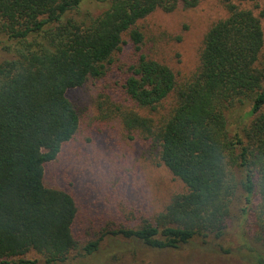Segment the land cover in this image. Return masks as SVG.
I'll list each match as a JSON object with an SVG mask.
<instances>
[{"label":"trees","instance_id":"1","mask_svg":"<svg viewBox=\"0 0 264 264\" xmlns=\"http://www.w3.org/2000/svg\"><path fill=\"white\" fill-rule=\"evenodd\" d=\"M85 1L0 0V48L10 56L0 62V264L80 261L106 236L158 251L206 244L224 237L237 196L251 234L242 247L264 264V13L239 7L258 0H220L227 16L206 32L198 67L181 84L142 51L136 24L202 0H95L100 12L80 17ZM125 38L133 61L119 87L132 108L104 118L118 116L144 139L185 192L141 225L80 245L75 201L44 186V167L79 129L67 91L104 78ZM171 94L173 105L160 113Z\"/></svg>","mask_w":264,"mask_h":264},{"label":"rangeland","instance_id":"2","mask_svg":"<svg viewBox=\"0 0 264 264\" xmlns=\"http://www.w3.org/2000/svg\"><path fill=\"white\" fill-rule=\"evenodd\" d=\"M239 7L259 16L264 13V0ZM100 10L95 0H86L78 15L83 17L88 12L95 17ZM78 15L75 17L80 18ZM226 16L220 0H202L191 10L179 6L172 13L155 11L136 24L143 35L142 51L168 66L176 81L184 83L198 67L204 35ZM260 22L264 41V16ZM124 40L104 78L67 91L80 118L79 129L56 159L44 167V186L65 191L75 201L73 236L80 245L94 240L101 231L141 225L162 212L172 196L185 192L183 184L159 165L156 151L144 139L125 131L118 116L104 118L109 109L132 108L119 87L133 61L132 46ZM9 57L0 48V62ZM261 58L264 59V44ZM173 102L171 94L159 112H166ZM240 208L237 196L224 237L209 238L206 244L195 239L177 250L158 251L106 236L93 256L65 264H255L253 254L242 247L251 238ZM225 249L229 252H222Z\"/></svg>","mask_w":264,"mask_h":264}]
</instances>
